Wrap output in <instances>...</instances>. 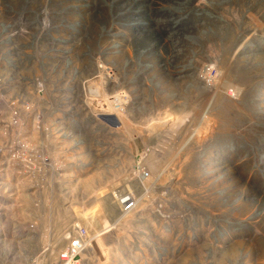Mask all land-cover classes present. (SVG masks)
I'll return each mask as SVG.
<instances>
[{
	"label": "rangeland",
	"instance_id": "374dc122",
	"mask_svg": "<svg viewBox=\"0 0 264 264\" xmlns=\"http://www.w3.org/2000/svg\"><path fill=\"white\" fill-rule=\"evenodd\" d=\"M26 107H52L67 165L56 185L63 202L90 201L85 230L102 225L109 186L137 198L80 264H264V0H0V255L11 264L84 213L44 217L47 194H27L32 177L8 162L2 139L44 137Z\"/></svg>",
	"mask_w": 264,
	"mask_h": 264
},
{
	"label": "built area",
	"instance_id": "2783aa9c",
	"mask_svg": "<svg viewBox=\"0 0 264 264\" xmlns=\"http://www.w3.org/2000/svg\"><path fill=\"white\" fill-rule=\"evenodd\" d=\"M42 88V87H41ZM40 88V89H41ZM44 89V88H43ZM89 101L92 103L96 100L94 99H89ZM98 104H101L105 107V109L109 108L107 105H104L103 103H101L100 101H96ZM49 107L45 108V115L43 113H41V109L40 110H36V113L31 112L32 108L31 107H26V109H28L27 114L30 116H40V115H44L45 118L47 117L46 111L48 110ZM46 125V123H45ZM48 130V127L46 125V129ZM10 142H14L12 139H9ZM16 143V142H15ZM19 144V143H17ZM44 145H46V147H49V145H52V139L50 140H44ZM9 148V146H8ZM59 156H65V147L63 150H60V155ZM47 160L49 161V159H44L43 162L47 163ZM50 162V161H49ZM66 165L63 164V159L60 160V162H57L56 160H54L51 164H45V169H44V173L45 175L49 176L50 178V184L54 190V192L59 193L60 196L56 197V205H59L62 208L65 209H71L74 206H82L81 211H83L84 213H82L81 218L82 220L79 221L78 217H79V213H73V217L71 219H69L68 221V231L67 232H62L60 233L59 236H57L56 238H52V241H59V242H66V244H70L71 242V246H70V255H71V259H72V263L71 264H76L74 262L80 260V258L83 256L85 258L88 257L87 252L83 249V245L82 242L86 243V242H90V238L91 236L95 238H99L102 234H105L107 232H109L112 228V206H115L116 208H118V210L120 212L123 213H129L130 211L134 210L136 205H137V198L135 197V195H133V193L127 189V191H124L123 189L119 190L121 192L119 193H114L111 189L112 187L109 186V189L106 191V196L104 201V205H105V200L109 203L110 206V211L106 212L105 215V219L102 223L101 226H99L98 228H96L94 231H92L91 233H89L88 231L85 230L83 224L84 221L86 220L87 216V212L84 210L85 206L90 202L86 199L77 201V202H62L61 201V185H56V177H63L64 174V170L66 169ZM7 173H9L7 171ZM10 174V173H9ZM143 175V179H141V182H143L144 179H146L148 177V172L147 171H141L138 172V175ZM12 175V174H10ZM16 178H18V176H15ZM17 190V189H16ZM82 201H87V203H85V205L81 204ZM5 204L3 203V211L2 213L6 210L5 208ZM57 209V208H56ZM40 217L39 215L34 216V219H38ZM72 221V222H71ZM34 224H36L35 220H34ZM102 226H105L104 229H101ZM114 228V227H113ZM2 229V228H0ZM86 234V235H85ZM83 235H85L83 237ZM91 235V236H90ZM2 237H5V229L4 232H2ZM94 239H92L91 241H93ZM45 240H49V238L45 235L41 236V247L40 248H35V250L33 251V256L30 257V259L28 260H20V264H63V259L65 258L64 253L61 251V247L60 245L56 246L53 243H50V246L47 245V243L45 242ZM45 243V245H44ZM59 247V248H58ZM0 264H8V260L7 259H3L0 260ZM80 264V263H79Z\"/></svg>",
	"mask_w": 264,
	"mask_h": 264
},
{
	"label": "bare ground",
	"instance_id": "6f19581e",
	"mask_svg": "<svg viewBox=\"0 0 264 264\" xmlns=\"http://www.w3.org/2000/svg\"><path fill=\"white\" fill-rule=\"evenodd\" d=\"M34 85H37L36 86L37 89H40L42 87L38 83V80H36L35 78H34ZM88 86L89 87L90 86H97V84H96V82H94L93 84H90ZM89 89L91 90L92 87H90ZM88 103H89L90 107H92V108L93 107L99 108L100 114H98V115H100L104 120H108L110 118L111 112H112V108L111 107L105 109V107L103 105H101V104L97 103L99 105L98 106V105H92V103L90 101ZM50 109H52V107H49L48 110L46 111L47 116H48V113L50 112ZM24 116H25L27 121L33 120V123H31L32 132H33V125H40V131L43 132L44 137L43 138H39L38 140L34 141L31 145H23L22 142H21L20 136H14L13 138H11L14 142H10V140L8 138L2 139L4 141V148H3L2 151L11 150L12 151V159L8 160V162L17 161V162L22 163L21 167L23 168V172L24 173H29L30 176L32 177L33 183H34V191L33 192H27V194L28 193H31V194L44 193L45 196L47 194L48 197L47 196L46 197L48 199H46L45 202L40 203L37 207L41 208V209L45 208V210L43 211L42 215H44V217L50 218V215L55 213V211H52V209L60 207L59 205H56V203L51 201V194H55V195H57V197H59L60 194L54 192V190H53V188H52V186L50 184V178H49V176L45 175L44 169H45V164H48V163L51 164L54 160H56L57 162H60V160H61V156H59L60 155V150H56L55 147L53 146V143H52L51 146L49 145V147H46V145L43 144L44 140L52 139L51 135L49 134V129L45 130L46 129V125H45L46 118H45L44 115H42V119H43L42 121L39 119L40 117H38V116H30V115H26V114ZM17 143H19V144H17ZM8 146H9V148H8ZM0 158H1V152H0ZM47 158L49 159L50 162L47 160V163H44L43 160L47 159ZM19 190H23V188L22 187L18 188V192H19ZM124 191H125V188H124ZM52 198L55 200L56 196L52 197ZM104 199H105V197H103L102 200H104ZM61 201L63 202L62 195H61ZM4 204H5L4 208L6 209L4 211L5 215H10L14 219L15 218L14 217V210L15 209L12 207L13 204H6V203H4ZM103 205H104V201H103ZM86 207L87 206H85V208ZM46 208H49L50 211H49V209H46ZM109 208H110L109 203L105 200L104 209H106V211L108 212L107 209H109ZM111 209H112V212H111L112 218H111V220L113 221L112 223H116L118 220L123 218L124 215L127 214V213L120 212L118 210V208H116L115 206H112ZM69 210H70V212H72V211H74L76 209H69ZM34 214L36 215V213L31 212L32 216H34ZM38 214H40V213H38ZM64 215H65V213H64ZM81 215L82 214L80 213V215H79L80 216V220H82ZM86 216H87V214H86ZM52 219L54 220V218H52ZM87 220H88V217H87ZM16 223H18V221H16ZM95 227H93V228H95ZM104 227L105 226H102L101 229H104ZM3 229H5V228H3ZM87 230L88 229H86V231ZM111 230L109 232H111ZM50 231H49V233H50ZM51 232H53V231H51ZM109 232H107L106 235ZM56 233H57L56 235L59 236L60 235V230L58 229V231ZM89 233H90V231H89ZM50 235H51V237L47 236L49 238V240H45V241H50V240H52V238H55V237H53L52 234H50ZM54 236H55V234H54ZM92 239H94L93 236H91L90 241ZM8 241H11V239H9ZM91 243L82 242L83 249L85 250V248H86L87 250H89V249L92 248L91 252H93L95 248H93V245H91ZM63 245L65 246L66 243L64 242ZM63 245H62V247H63ZM70 246H71V244H70ZM90 246H91V248H89ZM69 251H70V248H68L67 250L63 251L64 256H65V258L63 259V264H71L72 263V259H71V255H70ZM0 259L3 260L4 258L0 255ZM7 260H8V264H11L14 261V260H9V259H7ZM74 263L79 264L80 260H78V261H76Z\"/></svg>",
	"mask_w": 264,
	"mask_h": 264
}]
</instances>
